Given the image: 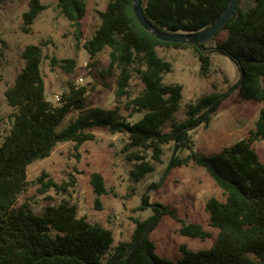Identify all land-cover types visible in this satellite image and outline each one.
<instances>
[{
	"label": "trees",
	"instance_id": "1",
	"mask_svg": "<svg viewBox=\"0 0 264 264\" xmlns=\"http://www.w3.org/2000/svg\"><path fill=\"white\" fill-rule=\"evenodd\" d=\"M229 1L141 0V5L144 17L157 29L190 34L215 21ZM47 7L40 0H28L21 31L28 33ZM56 9L69 22L79 43L86 1L56 0ZM96 12L98 24L82 44L91 59L88 65L96 66L103 85L108 87L113 80L115 107L87 105V88L71 81L58 100H48L41 70L47 40L23 47L24 66L4 90L11 113L10 127L0 141V264H264V162L252 148L254 141L264 140V105L246 137L210 156L197 153L188 131L208 124L226 95L215 91L202 95L187 103L183 120H175L182 85L163 80L172 66L156 52L157 46H192L202 75L209 71L210 51L225 54L239 70L234 85L238 97L264 104V0H240L227 22L211 38L196 45L156 38L138 22L132 0H108L105 8ZM106 48L108 63L97 68V55ZM50 60L51 65L59 63L67 74L76 66L74 58L58 61L52 56ZM134 81L140 84L136 93L131 91ZM120 105L126 116L120 113ZM73 111L76 115L61 126ZM135 112L143 114L130 120ZM2 120L0 113V123ZM96 127L126 134L121 152L133 164L129 175L135 183L154 171L166 144L190 151L186 157L172 156L170 166L193 161L223 194V199L211 196L205 202L210 225L217 229L209 247L193 250L182 243L177 260L160 256L148 233L159 216L175 217L173 210L161 203L152 204L153 213L147 218H134L130 240L115 246L111 229L77 216V206L67 199L38 213L26 203H18V195L29 183L27 168L32 162L49 156L59 142L71 141L78 148L94 138L91 130ZM45 176L42 173L39 181ZM90 183L99 207L100 196L108 193L102 174L91 172ZM42 185L67 190L66 185L50 179ZM148 204L144 195L138 208ZM178 231L202 240L211 236L198 223H182Z\"/></svg>",
	"mask_w": 264,
	"mask_h": 264
},
{
	"label": "rangeland",
	"instance_id": "2",
	"mask_svg": "<svg viewBox=\"0 0 264 264\" xmlns=\"http://www.w3.org/2000/svg\"><path fill=\"white\" fill-rule=\"evenodd\" d=\"M40 1L48 7L38 14L30 31L24 33L20 26L28 0H0V113L3 116L0 141L10 127L8 115L11 109L6 103L4 90L24 66L21 52L30 43L48 41L43 46L41 63L48 100L55 102V97L60 96L71 81L87 88V105L113 108L117 104L113 80L110 79V86L103 85L95 72L96 66L88 65L91 59L82 44L92 36L98 24L96 11L104 9L108 0H85L86 13L80 21L83 38L79 43L69 22L56 9V0ZM210 43L211 40L206 45ZM156 52L172 66L171 71L164 74L163 80L182 85V98L173 114L175 120H183L187 103L202 95L213 91L226 95L208 124L188 131L195 152L210 156L248 135L264 104L238 97L234 85L239 79V70L227 55L210 51L211 65L208 73L202 75L192 46H157ZM52 56L58 61L74 58L76 66L73 73L67 74L59 63L51 65ZM97 60V68L108 63V48L97 55ZM90 72H95V75ZM139 88L140 84L134 81L131 91L136 93ZM119 110L126 116L121 105ZM142 114L135 112L130 120H137ZM75 115V111L69 114L61 126ZM167 124L164 125L165 129L168 128ZM91 132L94 138L78 148H74L71 141L59 142L49 156L32 162L27 168L29 183L18 195V203H26L33 212L38 213L48 205L67 199L77 206V216L112 230L113 246L121 241H129L135 227L134 218H147L153 213L152 204L161 203L173 210L175 217L169 214L159 216V221L148 233L160 256L177 260L180 257L178 247L182 243L193 250L211 245L217 229L210 225L205 202L211 196L223 199V194L209 174L193 161L187 165L170 166L172 156L186 157L190 152L188 149L178 150L174 149L173 143L166 144L162 160L155 163L154 171L135 183L129 175L133 164L121 152L126 134H112L98 127ZM252 148L259 160L264 162V140L254 141ZM93 171L102 174L108 191L100 196L99 207L90 183V173ZM42 173L46 175L42 182L50 179L57 185H66V192L53 186H43L38 179ZM144 195L148 196L149 204L138 208ZM182 223H198L211 236L202 240L182 235L178 231Z\"/></svg>",
	"mask_w": 264,
	"mask_h": 264
},
{
	"label": "water",
	"instance_id": "3",
	"mask_svg": "<svg viewBox=\"0 0 264 264\" xmlns=\"http://www.w3.org/2000/svg\"><path fill=\"white\" fill-rule=\"evenodd\" d=\"M132 2L133 11L138 22L142 27L151 32L156 38L174 43L190 42L196 45L211 38L227 22V20L235 12L240 0H230L227 8L217 19H215V21H213L209 26L202 29L201 31L190 34L165 32L157 29L144 17L141 0H132Z\"/></svg>",
	"mask_w": 264,
	"mask_h": 264
},
{
	"label": "built area",
	"instance_id": "4",
	"mask_svg": "<svg viewBox=\"0 0 264 264\" xmlns=\"http://www.w3.org/2000/svg\"><path fill=\"white\" fill-rule=\"evenodd\" d=\"M84 63H85V64H87V62H86V61H85ZM80 80H81V78H80ZM58 98H59V97H58V96H56V97H55V100H58Z\"/></svg>",
	"mask_w": 264,
	"mask_h": 264
}]
</instances>
